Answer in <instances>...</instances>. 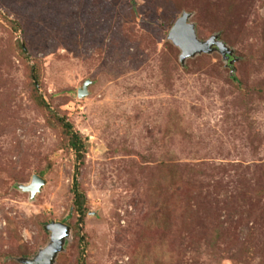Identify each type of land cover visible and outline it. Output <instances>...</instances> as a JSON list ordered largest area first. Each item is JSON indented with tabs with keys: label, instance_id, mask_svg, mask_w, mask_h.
Masks as SVG:
<instances>
[{
	"label": "rangeland",
	"instance_id": "374dc122",
	"mask_svg": "<svg viewBox=\"0 0 264 264\" xmlns=\"http://www.w3.org/2000/svg\"><path fill=\"white\" fill-rule=\"evenodd\" d=\"M51 222L55 264H264V0H0V264Z\"/></svg>",
	"mask_w": 264,
	"mask_h": 264
},
{
	"label": "water",
	"instance_id": "95a60500",
	"mask_svg": "<svg viewBox=\"0 0 264 264\" xmlns=\"http://www.w3.org/2000/svg\"><path fill=\"white\" fill-rule=\"evenodd\" d=\"M190 16L189 13H183L168 34V38L181 49L180 61L184 63L190 57L216 51L226 60H229L233 55L232 49L222 42L217 35H212L206 40L199 39L195 25L189 22ZM88 83L86 82L83 89L79 90V97H84L88 93ZM45 183L43 178L34 175L31 183L23 185L21 188L30 192L32 197H35L42 190ZM46 229L50 232V243L40 250L34 259H22L23 264H55L59 253L64 250V245L70 237L72 229L62 222H51L46 226Z\"/></svg>",
	"mask_w": 264,
	"mask_h": 264
},
{
	"label": "trees",
	"instance_id": "16d2710c",
	"mask_svg": "<svg viewBox=\"0 0 264 264\" xmlns=\"http://www.w3.org/2000/svg\"><path fill=\"white\" fill-rule=\"evenodd\" d=\"M65 127L71 133V139H70L71 148L75 150V152L77 153L78 157H82L80 154H81V151H82L83 147H82V142H81V139H80L79 135L77 133H73L71 124L66 123ZM75 186L77 187V182L75 183ZM75 194H76V201H75L76 205H78V207L80 209H82L83 208V204L81 203V201H85L86 198H85V196L83 194H81L77 190V188H76Z\"/></svg>",
	"mask_w": 264,
	"mask_h": 264
}]
</instances>
